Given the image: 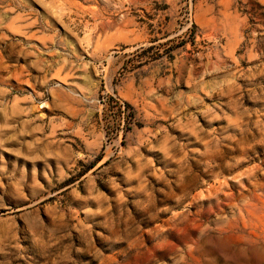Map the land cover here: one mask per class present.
<instances>
[{"label":"rangeland","instance_id":"rangeland-1","mask_svg":"<svg viewBox=\"0 0 264 264\" xmlns=\"http://www.w3.org/2000/svg\"><path fill=\"white\" fill-rule=\"evenodd\" d=\"M0 264H264V0H0Z\"/></svg>","mask_w":264,"mask_h":264}]
</instances>
